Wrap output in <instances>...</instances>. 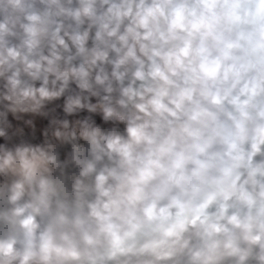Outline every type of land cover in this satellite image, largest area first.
Masks as SVG:
<instances>
[{"label":"clouds","instance_id":"clouds-1","mask_svg":"<svg viewBox=\"0 0 264 264\" xmlns=\"http://www.w3.org/2000/svg\"><path fill=\"white\" fill-rule=\"evenodd\" d=\"M0 264H264V0H0Z\"/></svg>","mask_w":264,"mask_h":264}]
</instances>
